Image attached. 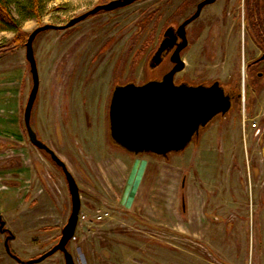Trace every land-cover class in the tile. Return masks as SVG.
I'll return each instance as SVG.
<instances>
[{"label":"rangeland","instance_id":"obj_1","mask_svg":"<svg viewBox=\"0 0 264 264\" xmlns=\"http://www.w3.org/2000/svg\"><path fill=\"white\" fill-rule=\"evenodd\" d=\"M185 1L138 0L45 31L34 42L40 89L31 125L67 161L80 188L79 224L68 245L76 264H264V60L249 68L263 48L247 25V0H217L204 10L193 27L201 34L176 75L194 85L218 80L237 86L240 96L229 114L202 128L183 151L153 155V188L131 206L116 198L105 202L119 193L117 180L109 184L87 161L100 148L125 150L110 134L112 92L168 71V60L156 69L150 62L169 24L188 13H179ZM99 2L57 0L42 24L24 22V32L65 25ZM60 5L67 10H54ZM14 36L1 32L0 46ZM32 86L26 47L1 52L0 216L14 235L12 252L24 261L59 242L72 211L65 174L26 129ZM5 240L0 229V264H21ZM35 264L66 260L57 252Z\"/></svg>","mask_w":264,"mask_h":264},{"label":"water","instance_id":"obj_2","mask_svg":"<svg viewBox=\"0 0 264 264\" xmlns=\"http://www.w3.org/2000/svg\"><path fill=\"white\" fill-rule=\"evenodd\" d=\"M138 0H111L98 4L89 11L74 17L65 25L46 23L36 27L26 42V58L30 65L33 86L26 104L24 120L30 141L38 149L45 151L59 166L68 183L72 201V211L67 224L62 229L59 242L39 258L24 261L11 253L9 241L14 236L5 227L6 222L0 217V229L10 232L5 240L7 252L21 264L40 263L57 252L65 256L66 264H76L68 245L73 240L80 219L82 200L79 185L68 169L64 160L44 141L31 125L32 112L40 89V76L35 55L34 42L37 36L48 30L68 29L101 11H114L134 4ZM215 0L202 1L196 12L177 29L178 44L171 61L175 67L167 72L161 80H150L144 84L130 82L115 87L110 104V134L112 140L133 154L150 153L168 157L172 152L183 151L192 140L200 134L217 116L227 114L232 107V99L225 93L219 81L210 86L176 84L175 75L185 63L181 51L187 45L186 26L199 17L203 7ZM171 29H167L156 53L151 59L150 67H156L163 61V52L172 47ZM264 58V56L262 57Z\"/></svg>","mask_w":264,"mask_h":264},{"label":"crops","instance_id":"obj_3","mask_svg":"<svg viewBox=\"0 0 264 264\" xmlns=\"http://www.w3.org/2000/svg\"><path fill=\"white\" fill-rule=\"evenodd\" d=\"M65 141H63V144H65ZM72 144L71 140V147ZM110 147L100 148L97 152L87 154L86 157L91 165V172L98 174V171H100L109 184L113 179L117 180V187L120 191L117 196H112L107 191L111 197L105 199L106 203H111L112 199L116 198L120 199L123 205H134L140 194L147 190L151 192L153 188V154H133L126 150ZM79 156L80 154H78V159ZM62 159L67 165V161L64 158ZM107 189L110 190L109 187ZM11 204H13L12 209H16L15 202L13 201Z\"/></svg>","mask_w":264,"mask_h":264},{"label":"flooded vegetation","instance_id":"obj_4","mask_svg":"<svg viewBox=\"0 0 264 264\" xmlns=\"http://www.w3.org/2000/svg\"><path fill=\"white\" fill-rule=\"evenodd\" d=\"M202 1H204V0H187V1H185L183 4H182V6H181V12L184 14L185 12H188L184 17H183V20H182V22H172L171 24H169V27L167 28V29H171V33L173 34V35H171V39H172V41H173V43H172V47H169L167 50H165L164 52H163V54H162V56H163V61L162 62H164V61H166V60H168V62L170 63V68L168 69V71L167 72H169L171 69H173L174 67H175V63H173L172 61H171V57H172V55H173V53H174V51L177 49V47H178V44L179 43H181L182 42V40H181V38L180 37H177V29H178V27L183 23V22H185L186 20H188L191 16H193V14L196 12V10H197V8H198V5L202 2ZM217 2V0H215L213 3H210V4H207V5H205L204 7H203V9H202V11H201V14L199 15V17H197L196 19H194L193 21H191L187 26H186V37H187V45L183 48V50L181 51V58H182V60L184 61V63H185V66H184V68L181 70V71H183L184 69H185V67H186V61H185V55H184V53L188 50V49H190L191 48V45H192V43H193V41L192 40H194V38H196V37H198L200 34H201V30L200 29H194L193 27H194V25L196 24V23H198L199 22V20L202 18V16H203V12H204V10L208 7V6H211V5H213V4H215ZM246 5H247V25H248V27H249V29L251 30V33H252V35L254 36V38H256L257 39V44L258 45H260L263 49H261V51H262V56L259 58V59H257V60H254V62H251L250 64H249V68L250 67H252V68H254L256 65H258V63L260 62V61H262V60H264V58H262L263 56H264V6L262 7V9H263V11H262V13H260L259 15H257L256 17H255V20H254V16H253V13H251V11H250V9H249V7H248V0H247V3H246ZM215 19H217L216 17H215ZM215 19H213V18H211V19H208L209 21H211V22H213ZM207 23H208V21H207ZM259 26H261L262 27V36L260 37L259 36V33L257 32V27H259ZM158 49V48H157ZM157 51V50H156ZM162 62L160 63V64H162ZM160 64L159 65H157L156 66V68H158L159 66H160ZM154 69H156L155 67H153ZM253 70L254 69H251V72H253ZM166 72V73H167ZM180 72V71H179ZM165 73V74H166ZM164 74V75H165ZM178 73H176V75H177ZM163 75V76H164ZM176 75H175V83L176 84H183V83H185V84H187V85H194V84H192V83H190V82H186V81H184V80H182V81H180V82H178L177 81V79H176ZM163 76L162 77H154L153 78V80H161L162 78H163ZM216 81H218V80H215L214 82H216ZM214 82H204V83H197L196 85H194V86H197V85H204V86H210V85H212ZM220 82V81H219ZM128 83H130V82H128ZM127 84V83H126ZM220 84H221V82H220ZM118 85H123V84H118ZM118 85H116V86H118ZM115 86V87H116ZM221 86L223 87V89L225 90V93L227 94V95H229L230 97H231V99H232V107H231V109H230V111L233 109V105H234V103H235V101H236V99H238L239 98V96H240V92H239V89H238V87L237 86H235V85H223V84H221ZM115 89V88H114ZM112 95H113V92H112ZM112 99V98H111ZM229 111V112H230ZM229 112L227 113V114H229ZM227 114H225V115H219V116H217V118H224ZM212 124V123H211ZM5 227H6V225H5ZM7 228V227H6ZM5 234H6V238H7V236L9 235V233L10 232H4ZM10 242L11 241H9V245H10ZM12 251V250H11ZM14 254V253H13Z\"/></svg>","mask_w":264,"mask_h":264},{"label":"trees","instance_id":"obj_5","mask_svg":"<svg viewBox=\"0 0 264 264\" xmlns=\"http://www.w3.org/2000/svg\"><path fill=\"white\" fill-rule=\"evenodd\" d=\"M57 0H0V33L9 31L15 34L13 40L6 46H0V53L21 46H26L29 34L23 29L24 22L36 20L42 24L44 17L48 13L50 3ZM111 0H100V4ZM264 0H248V7L253 13L254 20L257 15L262 13ZM56 11L67 10L66 5H60L54 8ZM181 13V11L179 12ZM259 36H262V27H257ZM230 86V85H229ZM13 253V252H12Z\"/></svg>","mask_w":264,"mask_h":264}]
</instances>
